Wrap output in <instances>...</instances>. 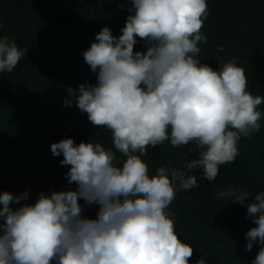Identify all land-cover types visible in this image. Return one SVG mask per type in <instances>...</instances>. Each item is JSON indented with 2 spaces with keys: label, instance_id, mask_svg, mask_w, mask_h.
Segmentation results:
<instances>
[{
  "label": "clouds",
  "instance_id": "9594fccd",
  "mask_svg": "<svg viewBox=\"0 0 264 264\" xmlns=\"http://www.w3.org/2000/svg\"><path fill=\"white\" fill-rule=\"evenodd\" d=\"M128 13L118 37L104 26L87 50L74 51L95 83L66 92L63 102L75 101L92 125L106 128L115 151L62 138L50 150L63 156L74 187L41 191L34 203L26 202L28 190L0 192V264H189L193 248L178 238L166 209L177 190L213 181L239 155L240 138L261 130L264 97L248 91L244 69L235 60L213 69L198 58L207 0H131ZM137 37L145 50L134 51ZM25 51L0 37V72L11 73ZM165 141L174 148L195 142L186 167L200 169L199 177L166 166L149 174L142 157ZM217 195L246 207L255 225L246 250L259 245L251 264H264V191L230 187ZM79 202L96 205L95 218L82 215Z\"/></svg>",
  "mask_w": 264,
  "mask_h": 264
},
{
  "label": "trees",
  "instance_id": "16d2710c",
  "mask_svg": "<svg viewBox=\"0 0 264 264\" xmlns=\"http://www.w3.org/2000/svg\"><path fill=\"white\" fill-rule=\"evenodd\" d=\"M207 4L200 30L207 43L198 44L201 63L216 69L235 60L245 71L248 91L264 97V0ZM130 7L131 0H0V37L26 50L11 73L0 72V192L28 190L26 202L34 203L41 191L74 187L65 178L68 166L60 164L63 156H53L50 150V144L62 138L98 142L115 151L106 128L92 125L75 101L71 107L63 102L69 99L66 92L95 83V75L74 60V51L78 55L87 50L104 26L118 37ZM137 40L134 51L145 50ZM258 110L261 130L240 138L234 161L221 165L213 181L198 178L199 187L177 190L166 209L178 238L193 248L189 264L199 259L206 264H251L259 250L256 244L246 250L245 234L255 226L246 207L217 195L230 187L247 189L252 196L264 191V103ZM116 156L124 159L119 152ZM194 158L195 142L174 148L169 141L149 146L142 157L150 175L166 166L199 177L200 169L186 167ZM79 203L82 215L95 218L96 205Z\"/></svg>",
  "mask_w": 264,
  "mask_h": 264
}]
</instances>
